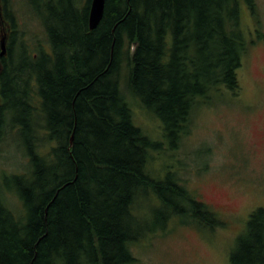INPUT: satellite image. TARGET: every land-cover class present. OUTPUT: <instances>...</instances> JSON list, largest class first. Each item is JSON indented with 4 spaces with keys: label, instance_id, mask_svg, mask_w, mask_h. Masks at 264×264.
Returning <instances> with one entry per match:
<instances>
[{
    "label": "trees",
    "instance_id": "obj_1",
    "mask_svg": "<svg viewBox=\"0 0 264 264\" xmlns=\"http://www.w3.org/2000/svg\"><path fill=\"white\" fill-rule=\"evenodd\" d=\"M80 2L0 0V43L12 31L0 57V137L19 128L23 148L13 140L29 163L23 173L0 168V264H139L131 244L146 206L148 236L174 218L225 226L182 181L159 178L163 143L134 124L133 105L179 142L212 93L238 94L256 44L243 6L256 14L257 0H107L95 30L91 2L83 12ZM22 11L44 35H27L36 59L15 47L12 34H28ZM231 264H264V208L250 215Z\"/></svg>",
    "mask_w": 264,
    "mask_h": 264
},
{
    "label": "rangeland",
    "instance_id": "obj_2",
    "mask_svg": "<svg viewBox=\"0 0 264 264\" xmlns=\"http://www.w3.org/2000/svg\"><path fill=\"white\" fill-rule=\"evenodd\" d=\"M90 2L81 0L82 12ZM256 11L252 14L243 6V22L256 44L238 72L239 93L226 89L212 93L208 103L193 113L181 141L166 135L163 122L152 111L133 105L134 124L163 143L164 152H157L153 161L159 178L164 181L172 176L182 181L225 222L224 227L212 230L197 222L184 223L186 218H174L167 229L148 236V224L152 227L153 222L146 206L137 212L143 225L134 233L141 237L131 244L139 264H231L232 250L238 237L245 235L250 215L264 208V0H257ZM20 16L30 38L33 30L44 38L29 13L22 11ZM24 140L17 138L22 148ZM14 141L0 143V168L23 173L29 163L24 149Z\"/></svg>",
    "mask_w": 264,
    "mask_h": 264
},
{
    "label": "water",
    "instance_id": "obj_3",
    "mask_svg": "<svg viewBox=\"0 0 264 264\" xmlns=\"http://www.w3.org/2000/svg\"><path fill=\"white\" fill-rule=\"evenodd\" d=\"M106 1L107 0H91L89 18H88L89 28L91 30H95L101 23L105 13ZM6 43H7V37L2 35L1 43H0L1 44L0 57H3L7 53ZM72 140L73 137L71 139V142Z\"/></svg>",
    "mask_w": 264,
    "mask_h": 264
},
{
    "label": "flooded vegetation",
    "instance_id": "obj_4",
    "mask_svg": "<svg viewBox=\"0 0 264 264\" xmlns=\"http://www.w3.org/2000/svg\"><path fill=\"white\" fill-rule=\"evenodd\" d=\"M6 33H7V34H6ZM6 33L4 32V36H6L7 39L9 40V36H10L11 33H12L10 27L6 29ZM12 36L15 37V33H13ZM29 41L33 44L34 47H36V45H38V44H37V41H36L35 39H32V40L29 39ZM14 42H16V44H15V47H16V46L19 45V44L21 45V43H23L24 41L21 40V39L16 38ZM32 56H33L34 59L38 58V55H37L36 53H33ZM7 66H8V65H7ZM7 66H6V67H7ZM1 104H2V97H1V95H0V105H1ZM20 128H21V127H20ZM1 131H2V136L0 137V138H1L0 143L5 142L6 140H10V139L13 140V139H15L16 136H15L14 134H16L17 137L19 136V134H18L19 128H14V129H11V130H10V129H5V130H2V129H1Z\"/></svg>",
    "mask_w": 264,
    "mask_h": 264
},
{
    "label": "bare ground",
    "instance_id": "obj_5",
    "mask_svg": "<svg viewBox=\"0 0 264 264\" xmlns=\"http://www.w3.org/2000/svg\"><path fill=\"white\" fill-rule=\"evenodd\" d=\"M90 10V9H89ZM16 38L23 40L24 42L21 43V45L26 48L28 53H37L39 51V45H36V47L33 46V44L29 41L27 34L23 33H16Z\"/></svg>",
    "mask_w": 264,
    "mask_h": 264
}]
</instances>
